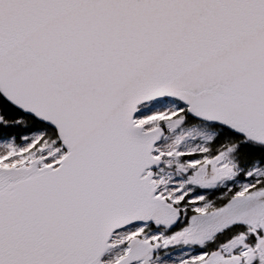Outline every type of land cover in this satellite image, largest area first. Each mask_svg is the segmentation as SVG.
I'll return each instance as SVG.
<instances>
[{
	"label": "snow or ice",
	"instance_id": "snow-or-ice-1",
	"mask_svg": "<svg viewBox=\"0 0 264 264\" xmlns=\"http://www.w3.org/2000/svg\"><path fill=\"white\" fill-rule=\"evenodd\" d=\"M0 264H264V0H0Z\"/></svg>",
	"mask_w": 264,
	"mask_h": 264
}]
</instances>
